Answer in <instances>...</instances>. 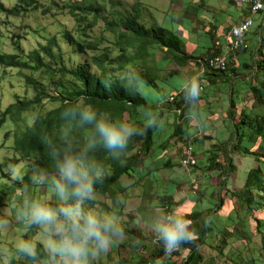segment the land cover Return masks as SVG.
Segmentation results:
<instances>
[{
  "label": "trees",
  "instance_id": "1",
  "mask_svg": "<svg viewBox=\"0 0 264 264\" xmlns=\"http://www.w3.org/2000/svg\"><path fill=\"white\" fill-rule=\"evenodd\" d=\"M118 3L112 0H16L14 5L6 7L0 1V10L6 16L16 18L36 10L55 12L70 17L75 29V32L62 30L60 37H44L42 43L29 50H23L12 41L10 45L13 51H0V72L7 68L17 69L24 78V84L33 92L32 97L16 96L5 107L0 105V130L6 129L3 138L26 163L25 172L9 187L14 186L13 189L18 188L23 193L39 182L51 187L57 174L49 142L56 138L62 128L60 112L65 106L83 100L100 112L134 121L137 126H142L145 112H154L160 116L161 126L130 138L118 158L113 159L101 147L90 153L111 169V174L102 183L94 185V193L109 197L110 204L91 198L83 208L101 213L111 212L118 219L123 210L120 200H117V189L121 190L119 178L128 176L135 178L137 183L147 178L146 188L155 189L153 192L161 198L159 205L164 214L172 212L170 205L174 202L173 195L184 182L180 177L160 178L157 174L160 169L173 166L171 159L167 158V154L174 150L170 140L183 144V147L190 146L193 156L198 148L204 147L202 154L205 163L195 158V164L184 167L188 171L187 176H183L188 180L185 183L190 190L188 197L197 203V208L177 214L191 222V237L168 257L156 240L150 251L151 259L136 256L133 264H264V260L255 257V251H264V110L257 111L258 107L264 106V78L256 79L253 76L256 81L248 88L251 107H242L237 116L234 101L238 92L231 89L228 93L227 115L231 120L228 141L209 143L212 137L209 134L204 133L200 138L193 136L199 130L198 125H202L200 132L207 127L201 122L200 115L195 113V108L200 101L207 99L214 81L230 80L227 72L233 69L237 53L244 46L237 51L233 61L230 59L225 70L210 69L203 63L204 56L183 49L181 39L167 27V18L150 19L149 10L140 0H136L129 10L125 7L115 8ZM99 25L101 30L112 34L109 39H105L101 33L92 32ZM209 37L212 38L213 34ZM103 41H107L111 47H104L99 52V45ZM205 53L210 54V48ZM190 62L199 63L204 69L200 76L202 93L191 105L184 100L181 90L182 83L196 73L195 69L190 68ZM249 67L253 68L252 65ZM254 70L264 72L261 61L256 62ZM204 76H207L206 79H202ZM203 80L208 83L206 86H203ZM47 102L54 106L45 108ZM34 106H38V111L27 117V112ZM191 116L198 118L200 123L190 125ZM84 135L86 130L74 132V148L80 145ZM238 157H250L253 164L247 168L241 188L227 189V183L231 182L239 166ZM5 164L0 162V176H4ZM176 164L180 166V163ZM199 173L207 174L203 183H197L194 179L201 176ZM156 184L161 186L158 187L160 190L155 188ZM222 193L226 195L230 207L225 211L223 225H219L215 217L225 207ZM44 204L55 206L57 200ZM22 209L23 206L18 207L16 218L28 229L24 240L32 241L35 230L20 219ZM137 210L143 221L153 220L144 217L149 215L146 207L141 205ZM128 220L136 222L138 217L131 216L126 221L118 219L125 234L132 239L135 230L128 227ZM251 223V232L254 230L259 236L258 248L251 245L252 233L247 229ZM137 236L141 242L137 240L136 244L147 247L141 236ZM34 243L39 250L42 244L38 241ZM227 247H231V250L225 253ZM9 249L15 253L12 246ZM181 250L186 251L185 256L174 263V255H180ZM13 253L9 256L10 264H33L25 257L21 261L14 260Z\"/></svg>",
  "mask_w": 264,
  "mask_h": 264
},
{
  "label": "clouds",
  "instance_id": "2",
  "mask_svg": "<svg viewBox=\"0 0 264 264\" xmlns=\"http://www.w3.org/2000/svg\"><path fill=\"white\" fill-rule=\"evenodd\" d=\"M181 90L189 105L195 102L201 92L200 74L185 80ZM60 119L62 128L49 142L57 174L51 182L57 204L25 201L20 219L29 227H38L43 242L39 250L32 241L17 242L15 254L33 264H93L122 242L126 234L114 215L83 208L94 194V185L102 183L111 174V169L90 153L101 147L116 159L126 149L130 138L161 126L162 121L157 113L145 112L142 126H137L134 121L100 112L83 100L65 106ZM78 130H86V135L74 148L73 135ZM150 227L165 255L192 235L191 222L175 212L157 216ZM0 231H5L2 221Z\"/></svg>",
  "mask_w": 264,
  "mask_h": 264
},
{
  "label": "rangeland",
  "instance_id": "3",
  "mask_svg": "<svg viewBox=\"0 0 264 264\" xmlns=\"http://www.w3.org/2000/svg\"><path fill=\"white\" fill-rule=\"evenodd\" d=\"M4 6L11 7L15 4L16 0H0ZM61 2V0H56ZM109 2V0H107ZM114 2H119L115 8L125 7L126 9H130L131 5L136 0H112ZM144 3L145 9L147 8L150 13V19H163L166 15H170L169 17H175L178 10V1L171 2L170 0H140ZM110 8L111 6L108 5ZM53 11V10H52ZM53 13V14H52ZM43 13L41 10H36L32 12H27L24 16L20 17H9L4 14L0 10V51L11 52L13 49L11 48L10 43L15 41L17 45H19L23 50H29L34 46H37L38 43L43 42L44 37H49L53 35L59 36V33L64 30H71L75 32L73 21L70 17L65 14H54L55 12ZM168 19V18H167ZM100 21L99 23H102ZM167 27L169 29L175 28L174 24H170L169 21L167 23ZM94 34L101 33L105 39H109L112 34L109 31L101 30V26H96L92 31ZM17 35V36H14ZM104 47H111L107 41H103L99 45V52H101ZM115 53L116 51L113 50ZM81 60L82 58H78ZM193 67V66H191ZM40 78V77H39ZM50 87V86H48ZM47 89H50L48 88ZM32 90L24 84V78L17 71V69H5L4 72H0V105L1 107H5L8 103L13 101L16 96H25L32 97ZM53 104L46 103L45 108L53 107ZM240 104H238V107ZM38 106L32 107L27 112V117L33 116L38 111ZM235 109V108H234ZM239 109H242L239 107ZM240 112V111H239ZM238 112V114H239ZM193 122H190L192 125ZM204 123V122H202ZM198 121L196 122V125ZM205 124V123H204ZM6 129L0 130V162H5L6 164L3 166L4 176H0V221L3 222V226L5 231H0V264H10L9 256L13 253L9 249L10 246L15 249V244L17 242H23L24 234L28 230L25 226H22V223L19 219L16 218L18 216V207L24 206L26 200H38L41 203H46L50 200H56L52 187L42 185L40 182L37 185L32 186L27 190V192H22L20 189H13L9 187V184L21 177V175L26 170V163L23 159H21L18 155H16L12 149L9 148V141H6L3 138V134ZM194 132V131H193ZM192 133V132H191ZM230 137V135H229ZM229 137L226 141L229 140ZM170 144H173V151L170 154H167V158L171 159L173 166L168 168H162L158 171V176L161 177H180L183 180V184L181 188L174 193L173 199L174 202L170 205L172 212L184 213L189 210H193L197 208V203L194 200H191L188 195H190V190L185 184L188 180L187 169L182 167L181 164L178 166L176 163H180L181 157V148L183 147L181 143H176L175 140H170ZM204 147L199 148L194 156L197 160L205 163V160H202ZM239 166L235 173H233L231 177V182H228L226 185L227 189H239L241 188L242 182L244 180V176L247 172V168H249L253 161L250 157L246 159L245 157H238ZM199 161V164L201 163ZM198 162V161H197ZM202 163V164H203ZM201 164V165H202ZM201 176H195V181L198 183H203L207 179V174L199 173ZM183 177V178H181ZM187 180V181H186ZM141 183L135 182V178H130L128 176H121L119 178L120 189H117V200H120V205H122L123 210L117 216L118 219L126 221L129 217L137 218L136 222L129 221L128 227L133 228L135 232L133 233L132 239L126 234L125 239L115 245L108 253L101 255L97 260L93 262V264H133V259H136V256L142 257L143 259L148 258L151 259L150 251L154 248L156 238L151 230L150 224L151 222L143 221L140 218L139 211L137 210L138 206H144L147 208L146 213L149 215H145L146 218L155 219L157 216L164 214L162 207L159 205V201L161 198L157 194H154L151 189L146 188L147 178H143L140 180ZM147 182V183H146ZM182 183V182H181ZM161 186L155 185L157 190ZM163 187V186H162ZM123 188V189H122ZM145 192L143 193V191ZM147 192V193H146ZM153 193V194H151ZM223 194V193H222ZM152 195V196H151ZM225 207L223 210L219 211L217 216L214 215L217 223H224L223 219L225 217V211L230 207V203L225 194ZM92 199L100 200L102 202H107L110 204V198L94 193ZM107 214H112L111 212H107ZM113 215V214H112ZM140 218V219H139ZM251 224L247 225V229H249L251 234V245L258 248L260 246L259 236L254 232H251ZM34 227V234H32L31 239L33 242H40L42 244L43 237L41 236L40 229L36 226ZM141 236L143 242L147 247H143L142 244L137 243L136 241H140L138 239ZM210 244L211 241L209 240ZM211 250L210 248H207ZM231 247H227L224 251L225 253L229 252ZM6 252V255L4 253ZM180 255L173 257L172 261L177 263L180 259L185 256L186 251L181 250L179 252ZM170 255V254H168ZM14 260L21 261L24 259L23 256H17L13 253ZM166 257H168L166 255ZM255 257L257 260H264V251L260 253L255 251ZM148 262V261H147ZM154 264H157L155 262Z\"/></svg>",
  "mask_w": 264,
  "mask_h": 264
},
{
  "label": "crops",
  "instance_id": "4",
  "mask_svg": "<svg viewBox=\"0 0 264 264\" xmlns=\"http://www.w3.org/2000/svg\"><path fill=\"white\" fill-rule=\"evenodd\" d=\"M178 3L176 16L166 15L165 18H168L170 24L175 25V28L171 30L181 39L183 49L188 53L194 52L198 56L202 55V57L206 55L205 51L208 48L212 49L215 40L223 39L224 34L233 25L250 15L245 0H178ZM253 23L251 30L244 36V49L238 51L233 69L227 72L231 77L230 80L214 81L208 90L207 99L200 101L194 110L200 115L201 122L207 126L202 129L203 132H200L202 125H198L200 123L198 118L190 117L189 122H193L192 125H196L198 121L199 130L193 136L200 138L204 133L209 134L212 136L209 143L213 141L222 143L228 139L229 129H231V120L227 115L228 93L231 89L238 92L234 101L235 116L240 111L239 107H251L252 99L249 98L248 88L254 84L256 79L264 78V72L255 71L256 68L254 70L256 62L261 61L264 67V10L253 16ZM211 34H213L212 38L209 37ZM197 64L199 66L196 69ZM197 64L190 62L189 66L196 70L195 75L199 73L201 76L204 71L201 66L202 62ZM250 65L253 68L249 67ZM253 76L256 77L255 80ZM205 77L207 76L202 79H206ZM207 84L204 81L203 86ZM238 104H240L239 107ZM260 109L264 110V106L258 107L257 111ZM201 157L203 159V156Z\"/></svg>",
  "mask_w": 264,
  "mask_h": 264
},
{
  "label": "built area",
  "instance_id": "5",
  "mask_svg": "<svg viewBox=\"0 0 264 264\" xmlns=\"http://www.w3.org/2000/svg\"><path fill=\"white\" fill-rule=\"evenodd\" d=\"M249 7L247 17L240 20L227 31L223 39L215 40L211 53L205 55L203 63L213 70H225L230 62L235 59L237 51L243 44V38L249 29L253 26V16L264 8V0H245ZM196 163L190 146H184L181 151L180 164L183 167H189Z\"/></svg>",
  "mask_w": 264,
  "mask_h": 264
}]
</instances>
